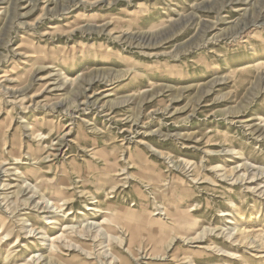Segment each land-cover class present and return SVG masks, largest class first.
Listing matches in <instances>:
<instances>
[{
    "label": "rangeland",
    "instance_id": "obj_1",
    "mask_svg": "<svg viewBox=\"0 0 264 264\" xmlns=\"http://www.w3.org/2000/svg\"><path fill=\"white\" fill-rule=\"evenodd\" d=\"M0 162V264H264V0H0Z\"/></svg>",
    "mask_w": 264,
    "mask_h": 264
},
{
    "label": "bare ground",
    "instance_id": "obj_2",
    "mask_svg": "<svg viewBox=\"0 0 264 264\" xmlns=\"http://www.w3.org/2000/svg\"><path fill=\"white\" fill-rule=\"evenodd\" d=\"M246 69V68H245ZM40 131V130H39ZM42 134H39V136H41ZM44 135V134H43ZM46 136H44V138H45ZM40 157V156H39ZM14 159V158H13ZM30 160H32V163L33 164H36V163H39V159L37 158V160L35 159V158H32V159H30ZM45 161V160H44ZM16 162V161H15ZM31 163V164H32ZM2 165V163L0 162V166ZM217 167V166H216ZM41 169V168H40ZM4 171H5V169H4ZM6 171H8V170H6ZM15 174H17V177H23L24 178V180H22L21 179V182H20V184H18L17 185V190L16 191H13V194H14V200L12 201V202H9L8 203V199H6L8 196L7 195H5L4 196V199H6V200H8V201H6V202H4L5 204V206H4V208H5V212H7L8 210H10V213H14L16 210H18L17 209V207H18V205H19V198H18V195H19V192H20V189L22 190V188L23 187H25V188H30V190L29 191H31V192H33L32 194L33 195H35V194H38V197H39V199H40V201L43 203V202H45V206H44V210H46V208H50L51 209V207H54L57 211H61V208H62V206H60L59 204H57V202H55V201H53V200H51L50 198H47L46 197V195H45V193L44 192H42L41 191V189L36 185V184H33V185H25V183H26V178H25V174H23L21 171H19V170H15ZM38 172L39 171H37L36 169L34 170V174L35 175H37L38 174ZM7 173V172H6ZM40 173V172H39ZM27 175V174H26ZM3 186V185H2ZM8 186H9V184L8 183H4V187H7L8 188ZM10 188V187H9ZM24 188V189H25ZM66 188V187H65ZM37 197V198H38ZM3 199V198H2ZM13 199V198H12ZM63 201V200H62ZM12 203V205H10ZM24 203H26V202H24ZM67 203V202H66ZM94 203V202H93ZM1 204V203H0ZM2 205V204H1ZM0 205V206H1ZM1 208V207H0ZM86 208V210H93V208H92V206L91 207H89V206H87V207H85ZM49 209V210H50ZM4 210V209H3ZM48 211V210H47ZM4 213V212H3ZM77 214H82V215H84V213L83 212H81V211H79V212H76ZM100 213V212H99ZM112 213V212H111ZM6 215V214H5ZM5 215H3V214H0V226H1V231H0V241L1 240H3L4 239V241H3V244H5L9 239H10V237L12 236V234H14V231L12 230L13 229V224H15L16 225V223H12L11 221H9V220H7L8 218L5 216ZM222 216H226V215H228V213H225V212H223L222 214H221ZM116 217V216H115ZM118 218V217H117ZM43 219H44V221H43V227H41V228H34V227H31V228H29V229H27V230H25V233H27L28 235H26V238L27 239H30V238H34L35 236H33V234H31L33 231H36V230H38V232L37 233H40L41 235H43V236H41L40 234V236L41 237H37V239L39 240V244H40V246L41 247H43V249H46V251H48L49 252V254L52 256V257H54L57 261H59L61 264H72L70 261H67V260H65V259H63L62 258V255H63V250H75L76 248L78 249L77 251H79L78 253H77V255H82L83 254V258H87L88 256H90L91 254H92V251H90L88 248L86 249V240H89L88 239V237L87 236H90V238H92V240L93 241H96L97 242V240L99 241V237H100V234H98V233H92L90 230H88V228H86L85 226H82V227H79V228H74V230H73V228H71L70 226H68V225H63L61 222H60V218L58 219H56V217L55 218H53V217H43ZM19 221V220H18ZM105 221V220H104ZM102 222H103V220L100 222V223H98V226L100 225V227H101V225H102ZM106 222H107V220H106ZM21 223H23V222H21ZM83 224V223H82ZM81 224V225H82ZM73 225V224H72ZM21 225H19V227H20ZM97 226V227H98ZM26 227V226H25ZM24 227V224H23V227H21V229L23 228H25ZM48 228L50 229H58L59 231L58 232H60V233H55V234H49V235H47V233H48ZM103 229V231L104 232H106V230H104V228H102ZM101 229V230H102ZM27 231V232H26ZM237 231H239V234H240V238L239 239H236V240H238L240 243L241 242H243V240H245L246 238H247V236H246V232L244 231V229H238ZM89 232H90V235H89ZM109 235V234H108ZM15 236H16V244H19L20 243V240H19V236H18V234H15ZM103 237V236H102ZM109 237V236H108ZM111 237V236H110ZM117 237V236H116ZM238 237V236H237ZM36 238V237H35ZM236 238V237H235ZM110 239H112V238H110ZM91 240V239H90ZM91 240V241H92ZM104 240V239H103ZM108 240H109V238H108ZM114 240V239H113ZM124 241V240H123ZM35 242V241H34ZM63 243L62 244V246H61V244H58V243ZM101 242V241H100ZM110 241H108V243H109ZM37 243V242H36ZM35 243V244H36ZM103 243V242H102ZM101 243V244H102ZM114 243V242H113ZM117 243V242H116ZM1 245V249L3 248V247H5V245ZM96 244V243H95ZM122 244V243H121ZM37 245V244H36ZM100 245V244H99ZM109 245V244H108ZM125 245V244H124ZM39 246V245H38ZM65 247V248H64ZM73 247V248H72ZM110 248V247H109ZM128 248V247H127ZM93 249V248H92ZM123 249V248H122ZM2 251V250H1ZM98 253H100V252H98ZM120 253V252H119ZM8 254V253H7ZM101 254V256H102V253H100ZM114 254V253H113ZM130 254V253H129ZM97 255H99V254H97ZM121 255H123V254H121ZM92 256V255H91ZM100 256V255H99ZM49 257V256H48ZM123 257H125V256H123ZM51 258V257H50ZM117 258H119L118 256H117ZM126 258V257H125ZM231 258H233V257H231ZM111 259V258H110ZM234 259V258H233ZM40 259H39V256H37V257H35V254H33L32 256H30V259L29 260H27V261H25L23 264H41V262L43 261H39ZM105 262V261H104ZM112 262H114V261H112ZM110 264H114V263H111L110 262Z\"/></svg>",
    "mask_w": 264,
    "mask_h": 264
}]
</instances>
